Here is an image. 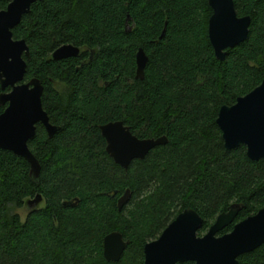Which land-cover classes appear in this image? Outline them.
<instances>
[{
  "label": "trees",
  "instance_id": "trees-1",
  "mask_svg": "<svg viewBox=\"0 0 264 264\" xmlns=\"http://www.w3.org/2000/svg\"><path fill=\"white\" fill-rule=\"evenodd\" d=\"M234 2L238 16L251 17L249 35L223 60L209 38L208 0L31 4L12 37L25 40L24 80H40L42 107L59 129L49 137L37 125L27 142L40 163L36 181L23 157L0 148V264H143L144 245L185 208L202 216L203 235L233 203L241 205L235 222L264 207V158L250 159L245 145L226 149L217 123L221 106L264 79V0ZM63 44L79 53L53 59ZM140 47L149 58L144 78L136 77ZM115 120L168 142L125 169L100 130ZM128 189L132 198L119 210L116 197ZM36 193L45 205L22 223L13 209ZM73 198L76 205L62 204ZM115 230L129 239L117 262L103 254ZM239 261L264 264V243Z\"/></svg>",
  "mask_w": 264,
  "mask_h": 264
},
{
  "label": "water",
  "instance_id": "water-1",
  "mask_svg": "<svg viewBox=\"0 0 264 264\" xmlns=\"http://www.w3.org/2000/svg\"><path fill=\"white\" fill-rule=\"evenodd\" d=\"M38 0H10L0 9V148L23 157L29 164V175L37 180L40 163L28 147L35 133V124L41 122L51 137L59 127L49 122L42 107L43 86L32 77L24 80V55L29 48L24 39H14L12 28ZM213 12L209 18L208 32L218 59L223 60L226 50L245 41L249 35L250 16H238L234 0H208ZM129 17L127 18V20ZM79 47L63 44L51 54L53 59L76 56ZM148 55L139 48L136 60V77L144 78ZM8 90H5L6 88ZM217 123L222 131L226 149L240 145L247 147V155L254 161L264 158V79L249 93L237 98L233 105L221 106ZM107 141L106 150L114 161L128 169L135 159H144L158 145L168 142L166 135L140 138L121 120L109 121L100 126ZM128 189L119 199V209L129 200ZM41 198L37 194L32 201ZM71 203L69 202H64ZM73 204V203H72ZM241 209L233 203L221 212L203 235L198 232L202 216L193 208L181 211L162 231L158 238L144 246L143 264H177L192 261L195 264H240L239 257L264 243V207L255 214L235 224L232 231L218 234L232 223ZM129 240L122 233L112 231L104 237L103 254L107 261L117 262L123 256Z\"/></svg>",
  "mask_w": 264,
  "mask_h": 264
},
{
  "label": "flooded vegetation",
  "instance_id": "flooded-vegetation-1",
  "mask_svg": "<svg viewBox=\"0 0 264 264\" xmlns=\"http://www.w3.org/2000/svg\"><path fill=\"white\" fill-rule=\"evenodd\" d=\"M212 12H213V10H212ZM212 15V14H211ZM238 15V14H237ZM245 16H247V15H245ZM241 17V16H240ZM26 81V80H25ZM8 88V87H7ZM9 89V88H8ZM7 89V90H8ZM6 90V89H5ZM236 103V102H235ZM233 105V104H232ZM230 106V105H229ZM49 119V118H48ZM50 122V121H49ZM52 124V123H51ZM105 124V123H104ZM37 125H42L43 126V128L45 129V126L41 123V122H37L36 124H35V128H36V126ZM101 130V129H100ZM45 131H46V129H45ZM47 133V132H46ZM102 133V132H101ZM48 135V134H47ZM105 138V137H104ZM106 143H107V141H106ZM107 146V145H106ZM241 146V145H240ZM246 153H247V147H246ZM133 162V161H132ZM37 194H40V193H36L34 196H32V197H28L27 199H25V201L23 202V204L21 205V208H23L24 210H25V215H24V218L23 219H21L20 218V221L23 223L25 220H26V217L32 212V211H34V210H37V209H40V208H42V207H44V205H45V202H44V198H43V196L41 195V198H40V200L38 201V202H33L32 201V199L37 195ZM124 195V193H122V194H120V195H118L117 197H116V201H117V206H118V208H119V199L122 197ZM131 198H132V194L130 193L129 194V200L123 205V207L124 206H126L129 202H130V200H131ZM71 202V203H66V204H64V202ZM75 202L77 203V199L76 198H73V199H71V200H63L62 201V204L63 205H65V206H67V205H76L75 204ZM73 203V204H72ZM241 206V205H240ZM122 207V208H123ZM121 208V209H122ZM121 209H119V210H121ZM239 212H240V210H239ZM239 212H238V214H239ZM220 214V213H219ZM218 214V215H219ZM238 214L236 215V217H235V219H234V221L232 222V223H234L233 224V228H234V226H235V224L236 223H238L239 221H241V220H239V221H236L235 222V220H236V218H237V216H238ZM255 214V213H254ZM19 215V214H18ZM178 215V214H177ZM176 215V216H177ZM217 215V216H218ZM251 215H253V214H251ZM250 216V215H249ZM19 217H20V215H19ZM248 217V216H247ZM217 218V217H216ZM216 218H215V220H216ZM245 219V218H244ZM214 220V221H215ZM243 220V219H242ZM232 223H230L229 225H231ZM212 225V224H211ZM210 225V226H211ZM229 225H227V226H229ZM226 226V227H227ZM166 228V227H165ZM164 228V229H165ZM210 228V227H209ZM232 228V229H233ZM209 230V229H208ZM223 230V229H222ZM221 230V231H222ZM115 231H118V230H115ZM230 231H232V230H230ZM229 231V232H230ZM120 232V231H119ZM162 233V232H161ZM109 234V233H108ZM123 235V234H122ZM123 237H124V235H123ZM156 238H158V237H156ZM156 238H154V239H156ZM124 239L125 240H129V239H127V238H125L124 237ZM154 239H152V240H154ZM152 240H150V241H152ZM150 241H148V242H150ZM129 244V243H128ZM128 246V245H127ZM145 246V245H144ZM144 258H145V256H144ZM143 263H144V260H143Z\"/></svg>",
  "mask_w": 264,
  "mask_h": 264
},
{
  "label": "rangeland",
  "instance_id": "rangeland-1",
  "mask_svg": "<svg viewBox=\"0 0 264 264\" xmlns=\"http://www.w3.org/2000/svg\"><path fill=\"white\" fill-rule=\"evenodd\" d=\"M14 212H17L19 215H20V218L23 219L24 218V215H25V210L21 207L19 208H14L13 209ZM12 211V212H13Z\"/></svg>",
  "mask_w": 264,
  "mask_h": 264
}]
</instances>
